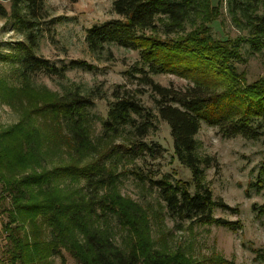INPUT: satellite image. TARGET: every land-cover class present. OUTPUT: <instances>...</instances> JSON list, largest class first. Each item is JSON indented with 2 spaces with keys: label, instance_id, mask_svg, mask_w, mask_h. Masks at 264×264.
I'll return each instance as SVG.
<instances>
[{
  "label": "trees",
  "instance_id": "16d2710c",
  "mask_svg": "<svg viewBox=\"0 0 264 264\" xmlns=\"http://www.w3.org/2000/svg\"><path fill=\"white\" fill-rule=\"evenodd\" d=\"M11 2L8 11L0 0V16L14 18L26 36L15 55L25 84L38 72L64 77L70 69L90 67L83 60L58 65L37 55L35 27L44 17L45 0ZM227 4L236 24L247 32L243 39L215 35L211 24L218 20L221 7L212 0H114L116 17L87 30L85 41L94 52L107 44L140 51L136 71L143 87L117 85L111 93L103 135L121 138L122 143L101 148L92 139L89 109L103 98L94 90L56 95L0 131V213L8 217L1 264H38L61 254L62 248L79 264H175L140 234L139 247L131 250L95 223L96 215L112 217L122 225L128 216L133 222L146 218L137 203L118 191L111 167L122 159L134 162L161 156V145L146 140L158 119L169 125L174 154L191 170L194 191L190 182L169 175L157 179L136 175L149 180L173 220L237 228L239 223L214 215L217 207L237 209L215 198L203 182V165L212 162L199 155L197 134L205 120L226 136L258 138L264 118V76L248 82L236 62L242 58L240 40L248 42L254 53L264 51V0H227ZM166 72L188 76L192 84L177 89L152 78ZM146 86L153 92L156 111L141 100L148 92ZM36 115L42 121L35 125ZM57 180H84L82 189L89 191L60 187Z\"/></svg>",
  "mask_w": 264,
  "mask_h": 264
},
{
  "label": "rangeland",
  "instance_id": "374dc122",
  "mask_svg": "<svg viewBox=\"0 0 264 264\" xmlns=\"http://www.w3.org/2000/svg\"><path fill=\"white\" fill-rule=\"evenodd\" d=\"M113 1L45 0L44 17L35 27L39 33L37 55L58 65L83 60L90 67L70 69L64 77L38 72L26 81L27 84L18 75V61L15 59L18 44L25 41L26 36L14 18L0 16V131L17 124L26 113L40 107L48 99H54L56 95H64L69 90H94L103 98L96 99L95 105L89 109L92 139L101 148L110 146L112 142L122 143L121 138L109 139L103 135L102 120L107 116L111 93L117 85H125L132 90L143 87L137 78L140 74L136 71L141 63L140 51L107 44L104 49L94 52L85 41L89 28L116 17L112 11ZM212 2L221 7L218 20L211 24L215 35L224 40L246 37V30L233 19L227 0ZM3 4L8 11L12 10L11 0H3ZM20 5L23 6V3ZM237 43L240 44L242 58L237 59L236 65L240 71H244L247 81L253 82L264 76V51L254 53L244 40ZM152 78L163 86L177 89L192 84L188 76L171 72L153 75ZM145 88L148 92L140 96L141 100L156 111L153 92L147 86ZM34 119H37L35 125L42 121L41 116L36 115ZM259 120L261 118L255 119L253 124L256 125ZM156 125L146 140L161 145L163 150L159 158L146 156L134 162L122 159L111 167L117 177L118 191L137 203L146 218L133 222L128 216L122 225L112 217L102 216L99 219L96 215V225L108 229L118 244L131 250L139 247L140 234L153 250L169 255L175 264H264V211L261 210L264 209V118L258 127L260 134L256 139L242 135L226 136L219 126L205 120L201 122L197 134L199 155L212 162L203 165V182L210 187L215 198L237 209L217 207L214 215L239 223L236 229L173 220L149 180H142L136 175L140 172L154 179L169 175L173 179L190 182L194 191L191 170L182 165L174 154L169 125L161 119L157 120ZM107 163L110 164L109 161ZM55 183L79 191H83L85 185L84 180L79 183L57 180ZM87 191L89 189L85 188L83 192ZM7 221V214L0 213V264L7 246L4 231ZM38 264L79 263L62 248L61 254L48 256Z\"/></svg>",
  "mask_w": 264,
  "mask_h": 264
}]
</instances>
